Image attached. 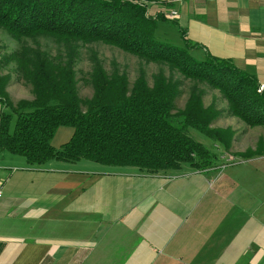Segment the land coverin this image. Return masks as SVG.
Wrapping results in <instances>:
<instances>
[{
  "label": "crops",
  "instance_id": "crops-1",
  "mask_svg": "<svg viewBox=\"0 0 264 264\" xmlns=\"http://www.w3.org/2000/svg\"><path fill=\"white\" fill-rule=\"evenodd\" d=\"M159 2L198 57L230 59L264 84V0ZM71 134L59 127L51 144ZM252 156L234 177L218 172L237 160L147 174L0 151V264H264V153Z\"/></svg>",
  "mask_w": 264,
  "mask_h": 264
},
{
  "label": "trees",
  "instance_id": "trees-1",
  "mask_svg": "<svg viewBox=\"0 0 264 264\" xmlns=\"http://www.w3.org/2000/svg\"><path fill=\"white\" fill-rule=\"evenodd\" d=\"M156 4L157 10L150 7ZM159 0H0V29L21 43L38 37L53 39L63 50L55 57L26 43L0 57V151L24 157L30 164L50 160H86L109 167H133L147 174L178 170L188 165L203 171L214 167V153L187 133L188 127L221 141L227 136L211 123L220 112L205 106L203 90L190 89L183 107L174 111L179 81L162 70L151 85L142 70L131 86L125 73H108L92 56L89 73L93 94L81 98L77 90V46L100 42L146 63L217 90L227 115L249 127H264V91L258 92L253 74L230 59L208 52H192L198 44L169 18ZM152 13H151V12ZM159 22L176 28L181 45L157 39ZM14 62L31 87V99L11 100L3 65ZM59 127H70V138L58 148L51 144ZM257 153V151H256ZM254 154V153H252ZM249 155V154H247Z\"/></svg>",
  "mask_w": 264,
  "mask_h": 264
},
{
  "label": "rangeland",
  "instance_id": "rangeland-1",
  "mask_svg": "<svg viewBox=\"0 0 264 264\" xmlns=\"http://www.w3.org/2000/svg\"><path fill=\"white\" fill-rule=\"evenodd\" d=\"M155 36L157 39H160L162 41H171L175 44L181 45L178 33H176L172 25H169L167 23H158ZM24 43L32 47L38 46L41 50L48 53L50 57H55L63 51L51 38L38 37L36 38V40L26 39L22 42V44ZM22 44L12 39L5 31L0 29V57L18 51ZM77 53L78 57H76L74 65L77 81V90L79 96L84 99L91 97L93 94V88L89 82V73L93 68V54L98 57V59L102 63L103 68L108 73H110L114 68L117 69L120 73H125L129 80V86H131L135 78L139 75V72L142 70L145 72V76L150 85L152 83V76L158 73L160 70H162L166 76H172L175 80L179 81L180 83L179 93L175 99L174 111L183 109L193 84H196L200 89H202V100L204 105L208 106L209 104H212L215 109L220 112V115L211 123V127L224 131V137L227 136V140H225L227 148L224 147L225 144H223L221 141L212 137H208L207 135L197 131L194 128L188 127L187 133L195 141L203 144L207 149L214 153V167H218L220 165L223 167L228 164H231L232 161L237 160V165L226 169L224 168L222 171L220 169L218 172L219 174L224 172L228 175L236 177V173L239 172L241 176L245 172L243 168L246 165L250 166L253 164H250L245 160H249L248 158H251L252 153H256V151L264 153V127H249L245 123L241 122L239 119L227 115V104L225 100L217 90L212 89L208 85L204 83H196L191 80L185 79L179 73L171 72L166 66H161L155 63H146L143 60H140L139 58L131 54L123 52L122 50L116 47L106 45L100 42L81 45L79 43L77 46ZM192 53L199 54L196 51H193ZM1 73L8 74L9 76V81L6 86V90H8L9 95L12 98L11 100L15 102L19 99L32 98L31 87L21 78L14 62H9L3 65ZM63 128H66L67 130H72L70 127ZM258 163L260 166L263 167V170L261 171L264 172V160ZM79 166L80 167L78 168L87 167L92 169L103 167L104 165L101 166V164L97 165V163L81 160ZM104 167L106 168L108 166ZM233 171L237 172L233 173ZM233 213L234 215L236 214L235 209H233ZM232 227L234 229L236 227V224L234 223Z\"/></svg>",
  "mask_w": 264,
  "mask_h": 264
},
{
  "label": "built area",
  "instance_id": "built-area-1",
  "mask_svg": "<svg viewBox=\"0 0 264 264\" xmlns=\"http://www.w3.org/2000/svg\"><path fill=\"white\" fill-rule=\"evenodd\" d=\"M257 91L258 92L264 91V84H259Z\"/></svg>",
  "mask_w": 264,
  "mask_h": 264
}]
</instances>
